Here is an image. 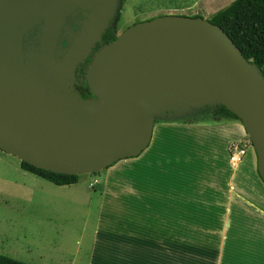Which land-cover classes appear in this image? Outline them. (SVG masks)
Listing matches in <instances>:
<instances>
[{"label": "water", "instance_id": "water-1", "mask_svg": "<svg viewBox=\"0 0 264 264\" xmlns=\"http://www.w3.org/2000/svg\"><path fill=\"white\" fill-rule=\"evenodd\" d=\"M119 0H0V151L37 169L97 174L138 156L154 117L221 105L242 124L264 184V79L228 35L202 18L135 23L75 70ZM36 29L34 36L30 37Z\"/></svg>", "mask_w": 264, "mask_h": 264}, {"label": "crops", "instance_id": "crops-1", "mask_svg": "<svg viewBox=\"0 0 264 264\" xmlns=\"http://www.w3.org/2000/svg\"><path fill=\"white\" fill-rule=\"evenodd\" d=\"M215 119L154 125L138 156L95 174L102 177L93 227L71 255L43 264H264V184L254 151L239 121ZM231 145L244 147L239 161L230 160ZM27 251L18 247L13 259L22 262Z\"/></svg>", "mask_w": 264, "mask_h": 264}, {"label": "rangeland", "instance_id": "rangeland-1", "mask_svg": "<svg viewBox=\"0 0 264 264\" xmlns=\"http://www.w3.org/2000/svg\"><path fill=\"white\" fill-rule=\"evenodd\" d=\"M232 1L126 0L119 2L114 28L117 35L135 23L167 15L209 21L214 13ZM193 115L171 121H195L204 125L216 122L211 116ZM156 121L165 120L154 117V125ZM243 144L251 146L248 137ZM19 162L0 151V254L13 259V251L25 247L28 251L22 262H32L29 264L46 263L57 253L71 255L79 235L89 233L93 227L102 174L78 175L75 186L60 187L22 170ZM95 180V188L88 189ZM35 247L37 250H33ZM39 258L40 263L33 261Z\"/></svg>", "mask_w": 264, "mask_h": 264}, {"label": "trees", "instance_id": "trees-1", "mask_svg": "<svg viewBox=\"0 0 264 264\" xmlns=\"http://www.w3.org/2000/svg\"><path fill=\"white\" fill-rule=\"evenodd\" d=\"M126 0H119L120 4ZM116 17V16H115ZM114 21L108 26L101 36V41L96 43L87 59L79 64L75 70L74 91L83 99L90 98L88 88L84 81L85 69L90 62L91 56L101 46H104L116 37ZM209 22L220 27L240 50L243 57L254 64L264 79V0H234L228 6L213 14ZM196 115H206L223 121L236 120L238 118L228 111L224 106H206L198 110ZM188 118V117H187ZM240 122V121H239ZM178 123L182 125H195V121L188 123L184 120L156 121L157 124ZM22 170L33 174L56 186H67L77 183L78 176L56 174L49 171L37 169L24 162H19ZM0 264H28L16 261L10 257L0 254Z\"/></svg>", "mask_w": 264, "mask_h": 264}, {"label": "built area", "instance_id": "built-area-1", "mask_svg": "<svg viewBox=\"0 0 264 264\" xmlns=\"http://www.w3.org/2000/svg\"><path fill=\"white\" fill-rule=\"evenodd\" d=\"M244 147L243 146H238V145H231L229 148V153H230V160L231 161H239L240 158L244 155Z\"/></svg>", "mask_w": 264, "mask_h": 264}, {"label": "flooded vegetation", "instance_id": "flooded-vegetation-1", "mask_svg": "<svg viewBox=\"0 0 264 264\" xmlns=\"http://www.w3.org/2000/svg\"><path fill=\"white\" fill-rule=\"evenodd\" d=\"M36 33V29L33 31V33L30 35V37L34 36Z\"/></svg>", "mask_w": 264, "mask_h": 264}]
</instances>
